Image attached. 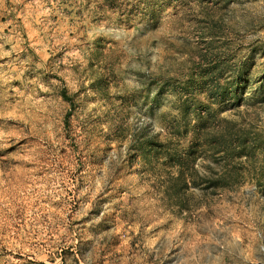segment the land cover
<instances>
[{
  "label": "rangeland",
  "instance_id": "1",
  "mask_svg": "<svg viewBox=\"0 0 264 264\" xmlns=\"http://www.w3.org/2000/svg\"><path fill=\"white\" fill-rule=\"evenodd\" d=\"M0 264H264V0H11Z\"/></svg>",
  "mask_w": 264,
  "mask_h": 264
},
{
  "label": "crops",
  "instance_id": "2",
  "mask_svg": "<svg viewBox=\"0 0 264 264\" xmlns=\"http://www.w3.org/2000/svg\"><path fill=\"white\" fill-rule=\"evenodd\" d=\"M11 0H0V13H2L3 10H7L9 8V2Z\"/></svg>",
  "mask_w": 264,
  "mask_h": 264
}]
</instances>
